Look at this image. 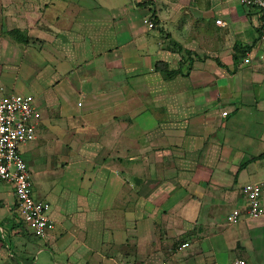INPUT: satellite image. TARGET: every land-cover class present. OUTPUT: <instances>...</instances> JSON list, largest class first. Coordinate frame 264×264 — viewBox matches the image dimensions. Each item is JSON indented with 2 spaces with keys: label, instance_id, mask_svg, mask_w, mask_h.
<instances>
[{
  "label": "crops",
  "instance_id": "0c3cea01",
  "mask_svg": "<svg viewBox=\"0 0 264 264\" xmlns=\"http://www.w3.org/2000/svg\"><path fill=\"white\" fill-rule=\"evenodd\" d=\"M191 4L0 0V84L33 96L21 152L54 222L34 236L0 181V264L42 244L52 264H264V214L225 221L264 180L260 10Z\"/></svg>",
  "mask_w": 264,
  "mask_h": 264
},
{
  "label": "built area",
  "instance_id": "2783aa9c",
  "mask_svg": "<svg viewBox=\"0 0 264 264\" xmlns=\"http://www.w3.org/2000/svg\"><path fill=\"white\" fill-rule=\"evenodd\" d=\"M242 5L260 10L259 40L264 44V0H239ZM144 25L153 28V21L145 17ZM217 24H223L216 19ZM247 60V59H246ZM33 96L8 90L0 84V181L12 186L16 201L17 217L34 236L45 238L54 227L49 216L50 203L38 200L33 195L32 181L28 166L22 156V147L35 137L32 123L34 113ZM223 115L227 111L222 112ZM246 202V212L233 209L226 216L227 224H235L242 219H255L264 214L261 198L264 194V180L246 184L241 188ZM114 264H127L123 261ZM164 264V263H161ZM235 264H247L238 260Z\"/></svg>",
  "mask_w": 264,
  "mask_h": 264
},
{
  "label": "rangeland",
  "instance_id": "374dc122",
  "mask_svg": "<svg viewBox=\"0 0 264 264\" xmlns=\"http://www.w3.org/2000/svg\"><path fill=\"white\" fill-rule=\"evenodd\" d=\"M149 1H151V0H149ZM168 1L179 4L180 6L183 7V9L190 10L189 7H190V5L192 6V4H191L192 0H168ZM4 86L8 90H10L9 87H7L6 85H4ZM25 88H26V90H28L32 93H37V90L35 88H31V86H25ZM38 249H42V251L40 252ZM27 252H30V254ZM21 254H23V255H21L23 257V259H21L22 264H26L28 262H29V264H32L34 262H35V264H50L51 263L50 262L49 247H47L43 244L41 245V247L36 246V247L27 248L26 250H22Z\"/></svg>",
  "mask_w": 264,
  "mask_h": 264
},
{
  "label": "trees",
  "instance_id": "16d2710c",
  "mask_svg": "<svg viewBox=\"0 0 264 264\" xmlns=\"http://www.w3.org/2000/svg\"><path fill=\"white\" fill-rule=\"evenodd\" d=\"M171 51H178L181 52L183 51L182 47L179 45H175V47H169ZM186 53H189L188 51H186Z\"/></svg>",
  "mask_w": 264,
  "mask_h": 264
}]
</instances>
